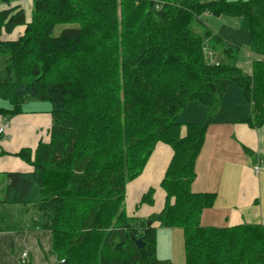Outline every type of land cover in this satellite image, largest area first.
<instances>
[{
  "label": "trees",
  "instance_id": "obj_1",
  "mask_svg": "<svg viewBox=\"0 0 264 264\" xmlns=\"http://www.w3.org/2000/svg\"><path fill=\"white\" fill-rule=\"evenodd\" d=\"M33 6L29 21L20 7L0 11L6 35L25 26L16 39L0 38L7 71L0 100L8 103L0 106V124L26 102L44 100L52 126L35 151L16 154L32 171L0 172V188L7 181L0 203L38 207L58 264H172L158 258V227L183 230L186 264H264V226H203L200 215L215 194L191 189L206 131L231 83L251 105L246 120L264 123V0H33ZM203 14L248 17L257 58L251 75L234 63L240 48L225 45ZM197 23L205 25L203 34ZM58 25L66 27L56 36ZM208 37L230 62L205 63ZM193 102L206 108L208 121H180ZM159 142L174 150L161 182L166 204L146 218L128 216L127 183L141 176ZM154 193L150 188L142 201L154 202Z\"/></svg>",
  "mask_w": 264,
  "mask_h": 264
},
{
  "label": "crops",
  "instance_id": "obj_2",
  "mask_svg": "<svg viewBox=\"0 0 264 264\" xmlns=\"http://www.w3.org/2000/svg\"><path fill=\"white\" fill-rule=\"evenodd\" d=\"M18 7L25 11L21 4L11 6V8ZM26 20H30L27 14ZM208 27L210 28L209 25ZM223 28L233 31L229 25L211 29L214 34L221 37L224 43H227L225 42L227 39L223 38ZM247 28L249 30V19ZM4 29L0 27V38L16 39L24 32L25 26L17 27L12 35H6ZM230 32L227 41L243 42L240 41V37H231ZM247 39L248 45L250 39ZM231 44L234 46L233 43ZM247 45H237L240 48L234 60L237 67H239L236 64L238 54L247 53L249 49ZM249 51L252 56V65L245 74L251 75L256 55L250 49ZM239 68L242 70L241 67ZM30 101L24 104L22 113L1 121V124H9V127L0 137V172L32 171V166L16 154L25 147L35 151L41 140H47L52 126L51 108L33 102L38 100ZM0 106H8V103L0 100ZM251 111V105L244 98L242 89L236 83H231L224 93L220 108L210 121L195 163L196 177L191 184L192 191L215 194L213 204L205 208L200 215L203 226H264V172L257 173L254 170V166L264 160V123L254 124L247 121L246 118L252 114ZM184 113L194 118L190 120H209L206 108L198 102L191 103ZM183 131L185 132V129ZM173 155L174 150L170 145L159 142L141 176L127 183L125 207L128 216L146 218L162 210L166 203L161 182ZM6 182V178H3L0 190H4V194ZM150 188L155 190L154 202H143L142 198ZM16 205L18 204L0 203V207L9 210L16 209L14 208ZM45 222H47L46 218L41 214L38 220L28 226L21 222V224L0 227V264H58L59 258L53 252V233L45 226ZM167 229L169 228L158 227V235L160 231H163L165 237H172L171 234H173L179 241L181 232L177 229L181 228ZM22 252H27L25 259L22 258ZM184 256L185 245L183 247L180 245L176 255L177 261L172 255L162 258L172 260L173 264H186Z\"/></svg>",
  "mask_w": 264,
  "mask_h": 264
},
{
  "label": "rangeland",
  "instance_id": "obj_3",
  "mask_svg": "<svg viewBox=\"0 0 264 264\" xmlns=\"http://www.w3.org/2000/svg\"><path fill=\"white\" fill-rule=\"evenodd\" d=\"M15 4H21L22 7L25 9V12L27 14L28 19L31 18L32 12H33V0H0V10L6 9V8H11V6ZM223 18V19H222ZM203 20L204 24L206 26H210L212 29H219L222 28L224 25H229L232 27V32L230 30L228 31L227 28H223V38L228 39L229 37V32L231 37H240V41H243L241 43H236L230 42V41H225V45L227 44L228 46H232L231 43L234 44V46L237 45H247L248 39H250L249 35V30H248V19L246 17H231V16H221V17H216L215 16H206L202 15L200 18ZM194 24V23H193ZM200 24L198 27H196V31L203 34L204 33V28L205 25ZM244 24L246 26H244ZM66 27V25H58L55 28V35L58 36L61 34L62 30ZM245 37V38H244ZM224 42V41H223ZM231 44V45H229ZM244 46H242L244 48ZM249 46V44L247 45ZM246 46V47H247ZM249 48V47H247ZM245 48V49H247ZM223 46L221 44H218L214 41V37H208L205 40L204 46H203V59L205 63L211 66H217L219 65V62H229V59L224 55L223 53ZM254 59H257L256 57ZM5 61L0 59V80L5 79L7 77V71L5 68ZM236 64L242 68V71L247 73L249 71L251 65H252V56L250 55V51L248 49V52H242L241 54H238V60ZM249 73V72H248ZM251 74V73H250ZM82 78V77H81ZM81 80V79H80ZM81 85L83 86L82 82ZM81 86V87H82ZM239 89V88H238ZM32 102V101H30ZM37 102L38 104H42L44 106H48L49 109L51 108V103L48 101H33ZM42 102V103H40ZM34 104V103H32ZM191 108V107H190ZM190 110V109H188ZM190 119V116L187 115V113L182 114V117L180 118V121H187ZM5 178V177H3ZM2 178V179H3ZM2 188V187H1ZM4 196V190H0V198ZM12 208V207H11ZM14 208L16 209H4L3 207H0V227H4L6 225H16V224H21L25 223L26 226L29 224L34 223L36 220H38L39 216H43V213L40 212L39 210L37 211V207H34L32 204H18ZM15 219V220H14ZM169 230V229H167ZM171 230H176V229H171ZM179 230V241L178 238L177 240L174 238L173 234H171L172 237H165L163 235V231H160L158 235L157 231V241L159 243V252H158V258L166 257L167 255H172L175 261H177L176 255L179 250V247L184 246V236H183V231L181 229ZM169 232V231H167ZM181 234V235H180ZM171 242V244H170ZM164 259V258H162ZM172 261V260H171ZM173 264V263H172ZM177 264V263H176Z\"/></svg>",
  "mask_w": 264,
  "mask_h": 264
},
{
  "label": "built area",
  "instance_id": "obj_4",
  "mask_svg": "<svg viewBox=\"0 0 264 264\" xmlns=\"http://www.w3.org/2000/svg\"><path fill=\"white\" fill-rule=\"evenodd\" d=\"M9 127V124H0V134H4L6 132V128ZM254 170L259 173V172H264V160L258 162L255 166H254ZM27 256V252H22V258L25 259ZM65 261V260H62Z\"/></svg>",
  "mask_w": 264,
  "mask_h": 264
},
{
  "label": "water",
  "instance_id": "obj_5",
  "mask_svg": "<svg viewBox=\"0 0 264 264\" xmlns=\"http://www.w3.org/2000/svg\"><path fill=\"white\" fill-rule=\"evenodd\" d=\"M133 239H135L136 240V244L138 245V247H143V246H145L144 244V241L141 239V238H135V236H133Z\"/></svg>",
  "mask_w": 264,
  "mask_h": 264
}]
</instances>
